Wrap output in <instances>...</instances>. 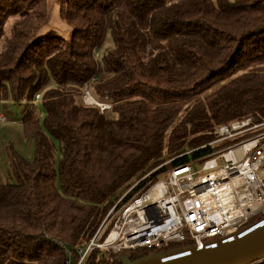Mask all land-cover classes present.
Instances as JSON below:
<instances>
[{"label":"trees","instance_id":"1","mask_svg":"<svg viewBox=\"0 0 264 264\" xmlns=\"http://www.w3.org/2000/svg\"><path fill=\"white\" fill-rule=\"evenodd\" d=\"M59 4L68 40L38 33L46 0H0V105L25 107L23 134L33 145L32 159L6 149L0 264H78V251L134 185L122 203L218 149L215 127L264 123V0ZM107 34L113 46L96 57ZM92 79L112 110L84 104ZM190 244L126 254L136 260ZM97 255L85 264H121V254Z\"/></svg>","mask_w":264,"mask_h":264},{"label":"built area","instance_id":"2","mask_svg":"<svg viewBox=\"0 0 264 264\" xmlns=\"http://www.w3.org/2000/svg\"><path fill=\"white\" fill-rule=\"evenodd\" d=\"M40 98L38 94L35 102L39 103ZM96 100L85 84V105L98 107L101 112L112 109L111 103ZM8 120L0 112V125ZM263 126L252 119L217 126L216 140L211 144L233 141ZM202 160L200 170H195L192 163L173 168L165 181L150 185L122 203L139 182L129 189L110 209L87 247L78 251L79 263L97 251L100 257L108 253L125 255L188 242L189 247L203 249L213 241L235 235L251 225L249 221L255 217L262 215L256 222L264 219V132L214 151ZM231 182L233 188L228 187Z\"/></svg>","mask_w":264,"mask_h":264},{"label":"water","instance_id":"3","mask_svg":"<svg viewBox=\"0 0 264 264\" xmlns=\"http://www.w3.org/2000/svg\"><path fill=\"white\" fill-rule=\"evenodd\" d=\"M264 260V219L244 227L235 235L218 239L203 249L195 246L154 253L131 260L122 255L121 264H256Z\"/></svg>","mask_w":264,"mask_h":264},{"label":"rangeland","instance_id":"4","mask_svg":"<svg viewBox=\"0 0 264 264\" xmlns=\"http://www.w3.org/2000/svg\"><path fill=\"white\" fill-rule=\"evenodd\" d=\"M60 2H63V0H46V7L48 8V12H47V14H48V23L43 28L39 29L38 33H47L49 31H53L58 36L68 40L70 38V36H71L72 29L61 17L60 4H59ZM17 18L18 17L14 18V19L17 20ZM14 19L13 18L12 19L9 18L7 20L5 26H4V30H5V32L7 33L8 36H10L11 31H12V26L16 22ZM112 46H113L112 37H111L110 34H107L104 46L101 48L102 50L100 51L98 49L96 51V57H99L101 52L104 53L106 50L112 48ZM1 47H2V44L0 42V49H1ZM94 83L95 82H93V83H91L89 81L87 82V84L90 86V90L91 91H92L91 86ZM93 94L95 95V97L97 99L96 100L97 102H99V103H111L108 100V98H102L100 95H97L95 93H93ZM82 99H83V96H82ZM1 108L3 110L2 109H0V110L1 111H5L8 115H10L11 118H13L14 121H17L16 119L22 121V119L27 114V110L25 109L24 106H19V105H15V104H6V105H1ZM37 113L43 119L44 114H43V110L41 108H37ZM263 128H264V126H263ZM20 129H22V128L18 127V129H17L18 133L17 134L16 133H9L8 134L6 131H3V133L0 135V177H1L2 180H5V181L10 180V178H11L10 177V175H11L10 162H9V159L7 157V154H6V149H7L8 145L13 146L16 150H18L22 155H24L28 159H32V157H33V145H32V142L31 141H30V143L24 142V138L25 137L22 138V132L20 131ZM260 130L261 129H257L256 131L252 132L254 134L250 135V136L258 135L259 133L264 132V130H262V131H260ZM239 136H241V135H239ZM250 136H247V137H250ZM233 141H235V140H233ZM4 144H6V145H4ZM217 144H218V149H215V151H218V150H220L222 148L223 149L226 148V146L231 144V140H230V142L225 141L224 143L220 142V143H217ZM201 162H204V161L201 160V161L191 162V163L194 165V169L195 170H200L201 169V165H200ZM170 170L171 169L167 170V173H163L159 177V179L156 182H154V183L165 181L168 178V174H169ZM204 173L205 172H202L199 175H202ZM148 185H152V184L149 183ZM144 189L145 188H143L141 191H143ZM141 191L135 192L134 195L140 193ZM98 254H99V252H98ZM91 255H95V253L90 254L82 262H80V263L78 262V264H85ZM111 255L112 254L108 253L105 256H107L106 258H108ZM97 256H100V254L97 255Z\"/></svg>","mask_w":264,"mask_h":264},{"label":"crops","instance_id":"5","mask_svg":"<svg viewBox=\"0 0 264 264\" xmlns=\"http://www.w3.org/2000/svg\"><path fill=\"white\" fill-rule=\"evenodd\" d=\"M0 109H2L1 105H0ZM0 112H4L6 115H8L5 111L0 110ZM8 117H9L8 122L0 125V135L3 133V131H6L8 134L9 133H16L17 134L18 133L17 132L18 127H21L22 129H20V131L22 132V138H24L25 136L23 134L22 121L18 120V119H16L17 121H14L13 118L10 117V115H8ZM24 142L30 143V141H28L27 138H24ZM4 145H6V144H4ZM8 146H10V145H8Z\"/></svg>","mask_w":264,"mask_h":264},{"label":"bare ground","instance_id":"6","mask_svg":"<svg viewBox=\"0 0 264 264\" xmlns=\"http://www.w3.org/2000/svg\"><path fill=\"white\" fill-rule=\"evenodd\" d=\"M234 185H235V184H234L233 182H231V183L228 185V187H229V188H233ZM220 189H221V188L218 189V194L220 193L219 195L221 196V191H222V190H220Z\"/></svg>","mask_w":264,"mask_h":264}]
</instances>
